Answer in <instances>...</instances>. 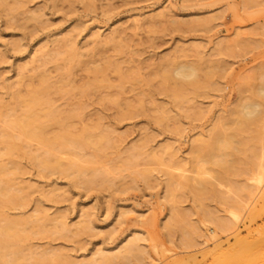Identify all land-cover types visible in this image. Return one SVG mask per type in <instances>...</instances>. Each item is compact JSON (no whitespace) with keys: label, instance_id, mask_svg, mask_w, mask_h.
Masks as SVG:
<instances>
[{"label":"rangeland","instance_id":"1","mask_svg":"<svg viewBox=\"0 0 264 264\" xmlns=\"http://www.w3.org/2000/svg\"><path fill=\"white\" fill-rule=\"evenodd\" d=\"M182 62L194 64L199 77L179 87L176 99L178 88L164 74L174 78ZM44 74L51 105L68 116L46 121L47 137L111 131L112 140L100 150L83 146L82 158L56 147L71 169L48 172L30 157L44 150L41 143L16 139L27 145L14 175L25 198L0 194L8 198L0 199V227L17 224L20 237L7 222L16 234L9 241L0 234L1 252L32 249L48 252L37 264H74L100 250L117 253L137 237V255L109 264H222L238 238L259 236L264 0H0V112ZM248 102H260V112L240 127ZM75 107L83 109L71 112ZM217 129L227 137L211 138ZM135 147L151 156L129 161ZM33 216L52 224L31 227ZM57 220L72 232L57 230ZM81 221L87 227L79 230Z\"/></svg>","mask_w":264,"mask_h":264},{"label":"bare ground","instance_id":"2","mask_svg":"<svg viewBox=\"0 0 264 264\" xmlns=\"http://www.w3.org/2000/svg\"><path fill=\"white\" fill-rule=\"evenodd\" d=\"M72 51L75 52V54H77L74 49ZM190 63H183L179 65L176 64L177 66H174V68L175 67L176 68L173 72L175 76L174 78H173V74H168V76H167V72H165L164 74V76L166 75L167 78H170L168 80L173 79L174 80L173 83H175L176 84L175 86H177L178 88L177 91L176 89L175 91H173V93L175 94L177 93L176 95L174 94L176 96L175 97L176 99H177V96L180 95L181 89L179 87L182 88V86L185 87L187 85L192 86L193 82L195 80L197 81L196 78L199 77L198 76L199 69L196 68L194 64L192 65ZM41 76L42 77L40 78L42 79V83L39 84V86L37 85V87H35L34 90H32L30 94H28L27 96L26 95L22 96L18 92L14 93L15 105L12 108H7L0 112V115L3 117V120L0 121V194L3 196H8L9 198L8 201L13 199L12 201L14 202L16 200L14 198L15 197L14 194H16L17 196L16 198L18 199L20 195L18 196L17 193L18 192L22 193L24 190V187H22L16 181L14 182V180L17 179V177L14 175H17L16 172L21 171V166L16 156L19 155L20 151L25 149L27 145L19 144L16 139H20L21 137H24V138L36 140L39 143H41V145L44 147V150L36 149V151L34 152L31 151L30 157L34 160V162L40 169L47 170L48 172L49 171L65 172L71 169V165L68 161L63 160L60 156L55 154L54 150L56 147H59V146L62 147V150H61L62 154L76 153V155L82 158V157H87V154L82 152L83 146L94 145L97 147L98 150H100L101 147L105 145V143L108 144V142L110 143V141L112 140L111 131H102L100 134H94V133H91L90 131L85 130L80 135H71L70 133L64 131L62 133H58L53 138L47 137L45 134V130H44L45 122L48 120H51V121L57 120V121L63 122L64 120L68 118V116L67 114L63 115L62 113L64 112L60 111L57 107H53L51 105V101L47 97L48 90L50 87L49 79L45 74ZM166 77L164 78L166 79ZM196 83L197 82H194V84ZM260 93L261 94L264 93V89H261ZM260 105H261L260 102H248L247 104L243 106L241 110V115H240L242 118L240 120V125H239L240 127L245 126L247 120L255 121L258 118V115L260 112V109H259ZM80 109H83V107H75L71 109L70 111L79 112ZM16 112L20 113L18 117L7 119V117H10V115ZM250 114H254V118H249ZM5 127L9 129H14L16 131V135L13 136L7 131H5ZM226 137L227 135L220 133L219 129H217L216 131L214 130V132L211 135V138H214V139L216 138L217 141L218 139L221 140ZM140 148L142 149L143 147H140ZM141 149H139V147H135L132 150V153H130L129 161L133 160L134 158H136V156L140 154H145L146 157L151 156L150 153L142 152ZM5 156L8 157L7 162H5V159H4ZM263 158H264V155H262V158H261L262 161H263ZM261 168H263L262 163L260 165V169ZM9 173L13 174L14 177L10 176V178L13 177V179L7 178V176L9 177L10 175ZM75 173H76L75 174L76 177L77 175L81 177L83 175V172H81L80 169L78 170L76 169ZM77 178L80 179V177H77ZM85 179L89 180L88 177ZM12 181L14 183H12ZM12 190H15V192ZM9 194L10 195L12 194L13 197L10 196ZM3 196H0L1 197L0 199L3 200L4 198ZM19 198L24 199L25 194L22 193L21 197ZM20 199L18 201L21 202ZM11 202H9L8 204H10ZM208 214L211 215L212 220L215 221L219 227L226 229V230L231 228V225L229 223L221 222L218 216H213L210 212H208ZM3 218L5 220V218H8V217H3ZM45 220L49 221L48 219H43L44 222L43 221L41 222V218H38V216H35V217L33 216L29 220H27V222L31 225V227H34V226L40 227L41 225L40 223H42L43 226H46L47 223L45 224V222L47 221ZM17 221L20 222V220H17ZM17 221L15 220L14 222H17ZM7 222H8L9 228L10 227L11 229L16 228L14 225H17V224H14V225L12 224L13 225L12 227L10 222L5 220V224H2L5 227L4 226L0 227V234H2V237H4L3 234H5V238L7 237L6 239H8V237L10 236L9 238L11 239L13 238L11 236H13V234L14 235L16 234L14 230L17 232L18 230H16L17 229L16 228L13 231L7 232V229H6L8 228V225L6 224ZM81 222L75 225L76 228H78L79 230H82L87 227V224H85L86 223L85 221H81ZM55 223H56L55 228L59 230L60 232H65V233L72 232L71 225H69V223H67L65 220H59V221L57 220V222ZM48 224H52V223H48ZM48 224H47V227H48ZM52 227L54 228V226ZM11 229H8V230H11ZM11 232H13V234ZM19 232L15 236L20 237ZM139 241L140 240L137 237L128 239L119 248L118 250L119 252L117 253H113V251L104 252L103 250H100L98 253L95 254V257H93L92 259H89L88 261L85 260L82 262H76L74 264H98V263L109 264L112 261H114L117 257H120V256L123 259L128 260L132 255H135V254L137 255L140 252ZM30 250H31L30 253L28 252V254H25V253L22 254L23 251H18L16 249V251H18V254L16 256H15L16 252L15 253L11 252V253L6 254L0 251V264H24L25 262L24 260H26L27 262L26 264H37L40 258L42 259V257L48 254V252L44 253V252H39V251L37 252V250H32V249ZM11 254H12V257L10 256ZM31 259H35L34 262L31 261ZM222 264H264V227L262 228V230H260L259 236L257 237L255 236V238L252 240H244V239L238 238L237 245L234 247L231 254L228 255L227 258H225Z\"/></svg>","mask_w":264,"mask_h":264},{"label":"clouds","instance_id":"3","mask_svg":"<svg viewBox=\"0 0 264 264\" xmlns=\"http://www.w3.org/2000/svg\"><path fill=\"white\" fill-rule=\"evenodd\" d=\"M249 118H254V114H250Z\"/></svg>","mask_w":264,"mask_h":264}]
</instances>
